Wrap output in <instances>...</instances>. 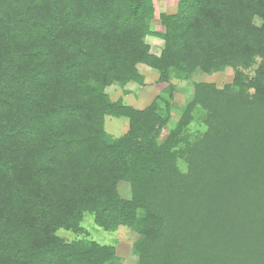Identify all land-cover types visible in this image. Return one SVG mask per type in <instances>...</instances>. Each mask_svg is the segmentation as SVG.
<instances>
[{
  "label": "trees",
  "instance_id": "1",
  "mask_svg": "<svg viewBox=\"0 0 264 264\" xmlns=\"http://www.w3.org/2000/svg\"><path fill=\"white\" fill-rule=\"evenodd\" d=\"M140 66L167 86L113 99ZM121 228L134 264H264V0H0V264H122Z\"/></svg>",
  "mask_w": 264,
  "mask_h": 264
},
{
  "label": "rangeland",
  "instance_id": "2",
  "mask_svg": "<svg viewBox=\"0 0 264 264\" xmlns=\"http://www.w3.org/2000/svg\"><path fill=\"white\" fill-rule=\"evenodd\" d=\"M177 0H155L157 12H162L163 10L174 11ZM160 20L157 18L152 21V29L153 30H164V27L160 25ZM260 20L257 19L256 23L260 24ZM146 41L151 45L152 52L159 54L164 47V40L150 35L147 37ZM141 71L146 75V85L140 86L135 83L128 84L125 89L129 90V93L124 92L120 85H113L108 88V92L110 93L113 99L122 98L126 103L134 105L137 108H144L148 105L157 92L161 91L167 83H158V74L146 67L140 66ZM233 77V70L228 68L224 73H214V74H205L201 71L195 72L193 77L190 80L178 81L173 79V84H175V92L174 99L172 102L173 111L176 113H180L182 109L185 107L186 100H189L192 97L193 93V85L196 82H210L217 81L222 82L226 80H230ZM106 130L109 134L113 136H120L124 131L128 129V119L126 118H116L107 116L106 117ZM203 129V125L199 123H195L191 125V130L197 134L200 130ZM129 184L125 182H121L119 184V190L124 198H129ZM142 215V212L139 213ZM88 226H95L92 221L87 223ZM63 236L68 234L65 231H60ZM102 241L103 243H111L118 244V251L122 259V264H134L133 256H131V242L134 238V235L131 234L130 230L121 228L119 231L115 233H106L102 231ZM133 237V238H132ZM118 242V243H117Z\"/></svg>",
  "mask_w": 264,
  "mask_h": 264
}]
</instances>
